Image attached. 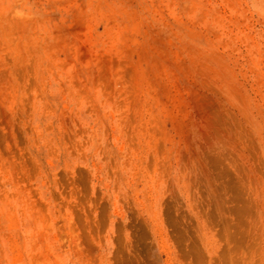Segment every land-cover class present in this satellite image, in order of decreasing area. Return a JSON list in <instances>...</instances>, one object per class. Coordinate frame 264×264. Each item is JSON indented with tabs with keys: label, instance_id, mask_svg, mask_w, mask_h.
Wrapping results in <instances>:
<instances>
[{
	"label": "rangeland",
	"instance_id": "rangeland-1",
	"mask_svg": "<svg viewBox=\"0 0 264 264\" xmlns=\"http://www.w3.org/2000/svg\"><path fill=\"white\" fill-rule=\"evenodd\" d=\"M0 264H264V0H0Z\"/></svg>",
	"mask_w": 264,
	"mask_h": 264
}]
</instances>
